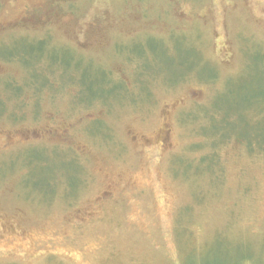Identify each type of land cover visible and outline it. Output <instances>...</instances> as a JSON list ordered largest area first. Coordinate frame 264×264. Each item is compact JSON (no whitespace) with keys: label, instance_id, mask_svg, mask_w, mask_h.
<instances>
[{"label":"rangeland","instance_id":"1","mask_svg":"<svg viewBox=\"0 0 264 264\" xmlns=\"http://www.w3.org/2000/svg\"><path fill=\"white\" fill-rule=\"evenodd\" d=\"M257 52L264 0H0V264H264V152L200 132Z\"/></svg>","mask_w":264,"mask_h":264},{"label":"trees","instance_id":"2","mask_svg":"<svg viewBox=\"0 0 264 264\" xmlns=\"http://www.w3.org/2000/svg\"><path fill=\"white\" fill-rule=\"evenodd\" d=\"M37 45H40L41 46V44H39V43ZM11 59H18V60H20L18 57H12ZM11 59H9V60H11ZM76 60L78 62L79 59H76V57H74L73 58V63ZM263 63H264V54L261 55V53H258V52L257 53H254V54L252 53V56L249 59V64H250L249 67L250 66L251 67L252 66H255L257 64H263ZM208 81H211V80H208ZM260 83H261V80L259 81V84L256 85V86H260ZM15 92L18 93V90L16 89ZM255 95H257V99H254L253 100L254 101V105H253V108H250V109H255V110H257L256 113L260 114V117H259L257 123H255V124L249 123L250 120L247 119L246 116L243 117V115L239 118V123H238L237 118H235L233 116V114L231 115V117H233L235 119H232L231 117L225 118V117L219 116V119L220 120L219 121H216L217 120L216 117H211L210 119H213V122L211 120H209L208 121V126L200 130L201 134L209 140L208 144H210L211 147L212 146L214 147L216 140H211L210 141V138L211 137L209 138L205 134V131L204 130L206 128L209 129V127L212 125V123H219L220 124V128H221V131H219V132L221 133L222 131H225L224 134H223V136L224 137H228L227 140L224 139L225 140L224 143H227L229 141H235V143L245 145L247 150L248 149L249 150H256L257 149V150H260L261 152H264V131H260L259 129H257L260 124H261L262 129H264V108H263V104H264V91L261 90V89H258V91L255 93ZM250 109H248V110H250ZM246 112L244 113L245 115H246ZM235 123L241 124L246 129L249 130L250 134H249V138L248 139L247 138L245 139V138H242V137H239L238 138V136L235 135V130H234ZM221 136H222V133H221ZM200 145H202V144H200ZM212 154L214 156L212 160L217 159L216 158L215 151H213ZM205 161H208V160H206L204 158H201L200 159V162H199V164H200L199 166H207L208 164L207 165H204ZM29 162L30 163H33L32 161H30V159H29ZM202 170L203 171L206 170L208 172V169L205 168V167H203ZM53 191L55 192V189L54 188H53ZM53 195H54V193H53Z\"/></svg>","mask_w":264,"mask_h":264}]
</instances>
